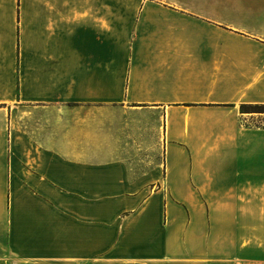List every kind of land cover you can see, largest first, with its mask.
<instances>
[{"label":"crops","instance_id":"obj_1","mask_svg":"<svg viewBox=\"0 0 264 264\" xmlns=\"http://www.w3.org/2000/svg\"><path fill=\"white\" fill-rule=\"evenodd\" d=\"M125 1L0 0V264H264V0Z\"/></svg>","mask_w":264,"mask_h":264},{"label":"rangeland","instance_id":"obj_2","mask_svg":"<svg viewBox=\"0 0 264 264\" xmlns=\"http://www.w3.org/2000/svg\"><path fill=\"white\" fill-rule=\"evenodd\" d=\"M132 1H125V0H110V4L112 5H118V4H132ZM258 72V71H257ZM257 72H255L254 77H253V82L255 84V87L257 85L260 84L261 80L263 79L262 74H257ZM259 73V72H258ZM212 74H209V77H211ZM256 92V90H255ZM196 104L194 103H190L188 104V106H195ZM245 105L246 110L250 111L247 113H243L241 111V106ZM213 106H217L216 103L212 102V101H201V110H205V109H209V107H213ZM264 103H243L240 105V115L242 117H249L250 120L248 122H244L242 121V125L245 126H253V127H257V128H263L264 129ZM258 111V112H256ZM261 111V112H259ZM238 246L244 245L245 241H246V237L242 234L238 235ZM254 244L256 245H261L262 244V239L260 237H254ZM242 253H239V255H241ZM244 255V254H242Z\"/></svg>","mask_w":264,"mask_h":264},{"label":"trees","instance_id":"obj_3","mask_svg":"<svg viewBox=\"0 0 264 264\" xmlns=\"http://www.w3.org/2000/svg\"><path fill=\"white\" fill-rule=\"evenodd\" d=\"M263 108H264V106H263ZM241 111H242L243 113L250 112V111H247V110H246L245 105H242V106H241ZM256 112H258V111H256ZM259 112H261V111H259ZM263 112H264V111H263Z\"/></svg>","mask_w":264,"mask_h":264}]
</instances>
